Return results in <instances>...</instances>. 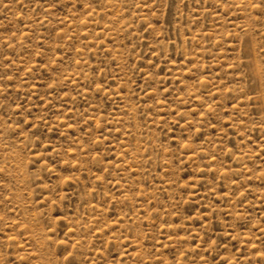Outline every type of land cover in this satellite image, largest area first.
Here are the masks:
<instances>
[{
    "label": "rangeland",
    "instance_id": "rangeland-1",
    "mask_svg": "<svg viewBox=\"0 0 264 264\" xmlns=\"http://www.w3.org/2000/svg\"><path fill=\"white\" fill-rule=\"evenodd\" d=\"M0 264H264V0H0Z\"/></svg>",
    "mask_w": 264,
    "mask_h": 264
}]
</instances>
